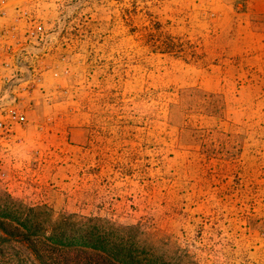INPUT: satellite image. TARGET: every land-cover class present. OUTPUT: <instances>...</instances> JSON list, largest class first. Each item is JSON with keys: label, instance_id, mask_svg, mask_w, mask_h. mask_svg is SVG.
Listing matches in <instances>:
<instances>
[{"label": "rangeland", "instance_id": "obj_1", "mask_svg": "<svg viewBox=\"0 0 264 264\" xmlns=\"http://www.w3.org/2000/svg\"><path fill=\"white\" fill-rule=\"evenodd\" d=\"M0 121V264H264V0H0Z\"/></svg>", "mask_w": 264, "mask_h": 264}, {"label": "trees", "instance_id": "obj_2", "mask_svg": "<svg viewBox=\"0 0 264 264\" xmlns=\"http://www.w3.org/2000/svg\"><path fill=\"white\" fill-rule=\"evenodd\" d=\"M85 235L86 234H84L83 237L82 236L81 237L79 236V239L81 238L80 240L82 241V243L88 242L89 244H97L96 242L99 241V242H101V244H103V246L100 245L101 248H103V250H105V251H108V249H106V247L104 246L105 243L102 241L104 239V237L102 235H100L98 233L96 234L92 230L87 233L86 237H85ZM64 236H66V235H64ZM62 238H65L66 239V237H62ZM67 238L68 239H72V240H77L78 239V237H73V236H69V235H67ZM60 242H61V239H60ZM122 251H123V254H124L123 256L131 257V253L125 252L126 251V248L125 247H122ZM121 262L123 264L124 263H127V264H136L135 261H133V260L132 261H127V259H122ZM41 264H50V263H48L47 261H42ZM51 264H56V263H51ZM137 264H140V263L137 262Z\"/></svg>", "mask_w": 264, "mask_h": 264}, {"label": "built area", "instance_id": "obj_3", "mask_svg": "<svg viewBox=\"0 0 264 264\" xmlns=\"http://www.w3.org/2000/svg\"><path fill=\"white\" fill-rule=\"evenodd\" d=\"M9 118L19 121V122H23L25 121V116L22 113L17 112L16 110H11L9 113ZM4 124V122L0 121V125L2 126Z\"/></svg>", "mask_w": 264, "mask_h": 264}]
</instances>
